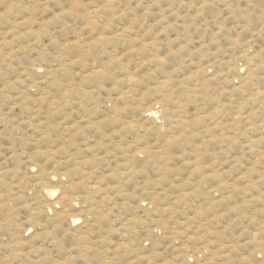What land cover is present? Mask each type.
Segmentation results:
<instances>
[{
	"label": "rangeland",
	"instance_id": "1",
	"mask_svg": "<svg viewBox=\"0 0 264 264\" xmlns=\"http://www.w3.org/2000/svg\"><path fill=\"white\" fill-rule=\"evenodd\" d=\"M0 264H264V0H0Z\"/></svg>",
	"mask_w": 264,
	"mask_h": 264
},
{
	"label": "bare ground",
	"instance_id": "2",
	"mask_svg": "<svg viewBox=\"0 0 264 264\" xmlns=\"http://www.w3.org/2000/svg\"><path fill=\"white\" fill-rule=\"evenodd\" d=\"M208 1V0H207ZM205 2V1H204ZM149 113V115H151L152 114V111L150 110V111H148ZM93 189V188H92ZM75 219H78V218H75ZM73 220V219H72ZM91 224V223H90ZM88 228H89V226H88ZM90 235V234H89ZM83 236V235H82ZM172 236V235H171ZM84 239H85V237H83ZM93 238V237H92ZM79 240H81V239H79ZM93 242V241H92ZM95 244V243H94ZM77 245V244H76ZM94 247V246H93Z\"/></svg>",
	"mask_w": 264,
	"mask_h": 264
}]
</instances>
